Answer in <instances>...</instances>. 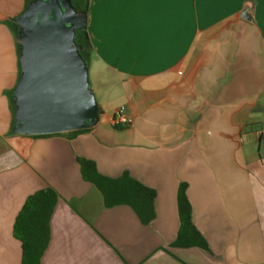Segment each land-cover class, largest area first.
<instances>
[{"label":"crops","instance_id":"1","mask_svg":"<svg viewBox=\"0 0 264 264\" xmlns=\"http://www.w3.org/2000/svg\"><path fill=\"white\" fill-rule=\"evenodd\" d=\"M28 2L0 0V264H22L15 219L48 189L39 264H264V0H88L97 123L42 136L11 132L13 20ZM119 107L127 127L112 125ZM79 159L153 191L151 204L118 201L110 182L105 196ZM180 185L199 238H178Z\"/></svg>","mask_w":264,"mask_h":264},{"label":"water","instance_id":"2","mask_svg":"<svg viewBox=\"0 0 264 264\" xmlns=\"http://www.w3.org/2000/svg\"><path fill=\"white\" fill-rule=\"evenodd\" d=\"M241 18L251 20L248 9ZM13 22L20 73L11 92L12 134L42 136L94 127L98 109L76 42L85 29L86 11L71 0H29Z\"/></svg>","mask_w":264,"mask_h":264},{"label":"trees","instance_id":"3","mask_svg":"<svg viewBox=\"0 0 264 264\" xmlns=\"http://www.w3.org/2000/svg\"><path fill=\"white\" fill-rule=\"evenodd\" d=\"M12 30L15 26L10 25ZM83 131V130H82ZM82 131L72 132L78 133ZM83 178L94 184L106 196L107 183L117 185V200L124 201L131 206L151 204L154 197L153 191L139 185L135 181L123 176L117 181H109L99 176L95 165L91 161L79 159ZM186 185H180L178 190V212L180 219V232L183 235L199 238L191 222V208L185 196ZM56 195L51 190L39 191L29 196L18 213L13 235L17 238L23 249L22 264H39L40 257L47 246L49 239V219L52 214Z\"/></svg>","mask_w":264,"mask_h":264},{"label":"built area","instance_id":"4","mask_svg":"<svg viewBox=\"0 0 264 264\" xmlns=\"http://www.w3.org/2000/svg\"><path fill=\"white\" fill-rule=\"evenodd\" d=\"M131 119L126 115L124 107H119L115 110L112 116V125L127 127L130 125Z\"/></svg>","mask_w":264,"mask_h":264},{"label":"rangeland","instance_id":"5","mask_svg":"<svg viewBox=\"0 0 264 264\" xmlns=\"http://www.w3.org/2000/svg\"><path fill=\"white\" fill-rule=\"evenodd\" d=\"M88 0H71V3L78 9L82 10L85 8ZM78 42L81 45L83 44L84 38H83V33H78Z\"/></svg>","mask_w":264,"mask_h":264}]
</instances>
